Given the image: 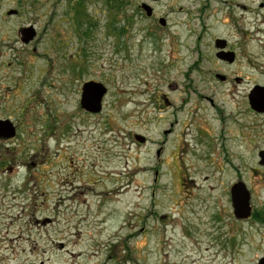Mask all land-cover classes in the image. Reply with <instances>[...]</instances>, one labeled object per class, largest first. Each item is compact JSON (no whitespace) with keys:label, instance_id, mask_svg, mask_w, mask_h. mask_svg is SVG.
<instances>
[{"label":"rangeland","instance_id":"rangeland-1","mask_svg":"<svg viewBox=\"0 0 264 264\" xmlns=\"http://www.w3.org/2000/svg\"><path fill=\"white\" fill-rule=\"evenodd\" d=\"M118 1L0 0V119L18 127L0 139V264H260L264 115L247 97L264 86V37L233 33L253 21L238 5L260 0H216L205 15L182 0L193 19L175 13L185 25L157 39L134 0ZM222 37L233 64L216 57ZM87 81L108 88L96 114L80 105Z\"/></svg>","mask_w":264,"mask_h":264},{"label":"flooded vegetation","instance_id":"flooded-vegetation-1","mask_svg":"<svg viewBox=\"0 0 264 264\" xmlns=\"http://www.w3.org/2000/svg\"><path fill=\"white\" fill-rule=\"evenodd\" d=\"M164 1L165 0H134V5L132 6L131 12L134 13V18L136 19V22L139 21L138 23L141 27L140 31H142L146 37H151L154 39L159 38L160 35L161 36L163 35L166 38L169 36L174 37V35L176 34V32L178 30L177 28L180 26L183 27L185 25L184 21H182V20H180L178 22L173 21L174 14L177 12H179V13L186 12L188 15L187 18L189 17L191 20L193 19L192 14H194V12L191 11L192 10L191 5L181 4L182 0H168V1L166 0V3L170 2V4L168 5V9H166L165 7L167 5L163 4ZM187 1H189L190 4L192 3V2H190L192 0H187ZM197 1H199L201 4L199 11L204 12L203 13L204 15L206 13V10H209V7L211 5H213L212 3H217L216 0H197ZM243 1L246 4H249V6L251 5L249 3L250 0H243ZM118 3L123 5L122 0H119ZM177 3L179 4V7H178L179 9H176ZM253 3H256V0H253ZM238 6L244 12L247 13L246 15H241V17L243 19L244 18L248 19L249 15L251 16V14L253 13V21L252 22L248 21V27H246L245 24L243 25L241 22L234 19L233 22H235V23L233 24L234 25V28H233L234 32L233 33L239 39H241V40L243 39V41H254V40L263 38L264 37V17L263 16L264 15L261 16L259 11L264 10V0H260L258 2L257 7L254 5L255 7L253 6V10H249V7L244 5V4H241V6L240 5H238ZM186 7H187V9H186ZM256 8H258V9H256ZM124 12H126V9L124 10ZM197 12H198V10H197ZM127 17H126V20L124 21V25H126V26H128L130 22L132 23L134 21V20H130ZM178 25H180V26H178ZM217 40H222L221 42H224L226 44V46L224 48L217 47L216 46ZM230 43L231 42L228 38H224V37L216 38L215 39V46L218 49L216 52V57L222 62L233 64L235 62V60H234V62L230 63L228 61L220 59L217 56V54L221 51L233 52L228 47V45ZM235 57H236V55H235ZM256 86H258V85H256ZM256 86H254V87H256ZM81 94H82V92H81ZM247 99H248V97H247ZM248 104H249V111H251L254 115H257V116L264 115V113H260V112L253 110L250 106L249 100H248ZM87 113H90V112H87ZM90 114H93V113H90ZM13 125H14V123H13ZM14 127H15V135L13 137H11V138L0 137V139H2V140L15 139V137L18 134V127H17V125H14ZM238 182H242V181H238ZM238 182H236V183H238ZM232 187H231V189H232ZM230 193H231V190H230ZM250 196H251V194H250ZM231 199H232V195H231ZM232 206H233V203H232ZM234 216L237 220H244V219L238 218L235 215V213H234ZM216 226H217V229L210 228L208 234H210L211 236L214 237L215 243L217 244L218 238H219L218 237V222L217 221H216ZM221 244L222 245H221L220 253H223V251L225 250V247L228 248L229 244H227L226 246H223V242ZM193 263H195V262H192V264Z\"/></svg>","mask_w":264,"mask_h":264},{"label":"water","instance_id":"water-1","mask_svg":"<svg viewBox=\"0 0 264 264\" xmlns=\"http://www.w3.org/2000/svg\"><path fill=\"white\" fill-rule=\"evenodd\" d=\"M16 13L17 11L15 10L8 12V14ZM20 32L23 35L22 40L25 43L31 41L36 35V31L32 26L22 28ZM221 41L222 40H217L216 46L219 48H224L226 44ZM217 56L220 59L230 63L234 62L235 60L234 52L221 51L217 54ZM217 77L223 81L226 79L223 75H217ZM107 92L108 88L101 82H85L82 87L80 100L81 107L87 112L93 114L101 112L103 108V100ZM248 100L253 110L264 113V86L258 85L254 87L248 95ZM14 135L15 127L13 123L9 119H0V137L11 138ZM136 139L141 143L146 142V138L141 135H137ZM259 156L261 158L260 163L264 164V150L260 151ZM231 195L235 215L240 219L249 218L251 216L252 207L250 203V192L248 191L246 185L243 182L236 183L231 189ZM260 264H264V259L262 262H260Z\"/></svg>","mask_w":264,"mask_h":264},{"label":"bare ground","instance_id":"bare-ground-1","mask_svg":"<svg viewBox=\"0 0 264 264\" xmlns=\"http://www.w3.org/2000/svg\"><path fill=\"white\" fill-rule=\"evenodd\" d=\"M120 193H121V192H120ZM119 197H121V195H120V196H115V197H113V198H114V200H118Z\"/></svg>","mask_w":264,"mask_h":264}]
</instances>
